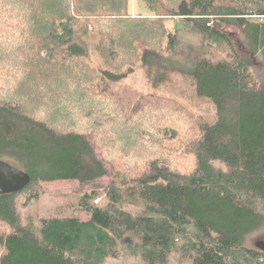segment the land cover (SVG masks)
I'll return each instance as SVG.
<instances>
[{"label":"trees","instance_id":"trees-1","mask_svg":"<svg viewBox=\"0 0 264 264\" xmlns=\"http://www.w3.org/2000/svg\"><path fill=\"white\" fill-rule=\"evenodd\" d=\"M136 1L0 0V160L31 178L0 195V264H264V0ZM138 63L171 96L127 112ZM108 167L88 220L40 217L42 182Z\"/></svg>","mask_w":264,"mask_h":264},{"label":"rangeland","instance_id":"rangeland-1","mask_svg":"<svg viewBox=\"0 0 264 264\" xmlns=\"http://www.w3.org/2000/svg\"><path fill=\"white\" fill-rule=\"evenodd\" d=\"M139 4L133 0V10L136 11ZM87 62L93 66L97 72L102 74L109 68L103 63V59L92 54ZM112 90L122 99L127 112L130 111L134 103L141 95L156 94L171 96L165 90V85L154 87L150 85L141 64H136L127 76L118 82H111ZM186 84L183 86L185 95L182 102L193 112L202 116L205 121L214 122L216 118V109L210 104L203 105L199 101L188 99ZM165 91V92H164ZM113 172L108 167V174L102 179L91 183H80L75 180L56 181V182H42L41 185L45 193L40 197L39 212L42 218H78L86 221L90 218V214L79 210L78 205L82 196L91 190H103L113 180ZM264 235V232H260ZM257 235V234H256ZM259 239H256V242ZM255 242V243H256Z\"/></svg>","mask_w":264,"mask_h":264},{"label":"water","instance_id":"water-1","mask_svg":"<svg viewBox=\"0 0 264 264\" xmlns=\"http://www.w3.org/2000/svg\"><path fill=\"white\" fill-rule=\"evenodd\" d=\"M30 181V176L21 168L0 160V195L20 192ZM256 247L264 251V239L257 241Z\"/></svg>","mask_w":264,"mask_h":264},{"label":"bare ground","instance_id":"bare-ground-1","mask_svg":"<svg viewBox=\"0 0 264 264\" xmlns=\"http://www.w3.org/2000/svg\"><path fill=\"white\" fill-rule=\"evenodd\" d=\"M175 99V98H174ZM171 100V99H170ZM176 100V99H175ZM179 104V103H178ZM193 116V115H192ZM200 116V115H199Z\"/></svg>","mask_w":264,"mask_h":264}]
</instances>
